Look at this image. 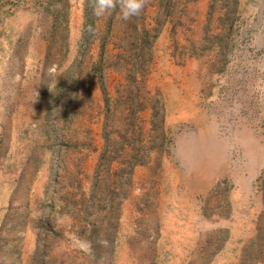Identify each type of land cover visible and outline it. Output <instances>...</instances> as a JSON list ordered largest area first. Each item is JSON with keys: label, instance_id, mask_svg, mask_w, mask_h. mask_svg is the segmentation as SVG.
I'll use <instances>...</instances> for the list:
<instances>
[{"label": "rangeland", "instance_id": "rangeland-1", "mask_svg": "<svg viewBox=\"0 0 264 264\" xmlns=\"http://www.w3.org/2000/svg\"><path fill=\"white\" fill-rule=\"evenodd\" d=\"M0 0V264H264V0Z\"/></svg>", "mask_w": 264, "mask_h": 264}, {"label": "clouds", "instance_id": "clouds-1", "mask_svg": "<svg viewBox=\"0 0 264 264\" xmlns=\"http://www.w3.org/2000/svg\"><path fill=\"white\" fill-rule=\"evenodd\" d=\"M148 3L149 0H93V13L103 17L118 9V18L127 22L140 16Z\"/></svg>", "mask_w": 264, "mask_h": 264}]
</instances>
